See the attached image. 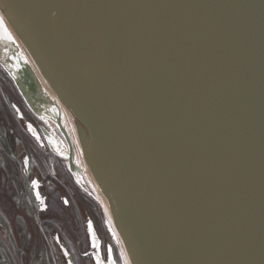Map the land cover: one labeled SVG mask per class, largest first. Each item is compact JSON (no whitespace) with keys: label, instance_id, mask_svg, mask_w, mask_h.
<instances>
[{"label":"water","instance_id":"95a60500","mask_svg":"<svg viewBox=\"0 0 264 264\" xmlns=\"http://www.w3.org/2000/svg\"><path fill=\"white\" fill-rule=\"evenodd\" d=\"M0 4L57 77L82 170L135 264H264V0ZM9 47L63 116L34 53L4 22L0 49Z\"/></svg>","mask_w":264,"mask_h":264},{"label":"rangeland","instance_id":"374dc122","mask_svg":"<svg viewBox=\"0 0 264 264\" xmlns=\"http://www.w3.org/2000/svg\"><path fill=\"white\" fill-rule=\"evenodd\" d=\"M0 72L3 71L0 69ZM5 77L8 78L7 73H5ZM4 84L10 85L9 83ZM5 91L10 92L9 89ZM3 93L4 90L0 86V109H2L0 131L8 140L13 152H19L21 147L31 151L30 146L23 140L24 137L27 139L26 128H23L22 124L12 115L7 104L3 103L1 97ZM27 115L30 119L28 127L34 125L38 129L39 122L31 120L29 112ZM19 138L24 142L22 144L26 145L19 146L20 144L16 141ZM0 164H2L0 172L3 174H0V221L2 222L0 253L4 258L3 261L0 260V264H22L25 262L26 264H46L48 261L51 262L50 264H53V261L56 264L59 251L50 247L53 244L51 242L52 236H54L53 232H60L65 239L58 225L63 227L73 242L78 240V248L83 253L85 264H123L119 247L102 217L96 198L79 186L80 184L71 177L58 157L52 156L51 160L44 157L43 162L35 160L39 180L47 181V184L43 182L46 186L44 189H55L56 192L62 194L60 195V205L56 209L53 207L50 216H47L46 220L44 217H40L45 221L46 226L41 224L39 227L35 226V221L40 214L37 216V209L31 203L23 187L22 168L19 163L8 158L1 140ZM79 175L84 182L83 175L80 173ZM61 180L64 185L61 184ZM11 181H14L13 190L17 192V196L12 200L8 194ZM68 188L75 191L73 196L69 193ZM41 201L43 199L40 196V203ZM65 201L68 202L66 206ZM85 211L87 212L86 217ZM22 223L26 226L25 228L22 227ZM89 225H91V230H89ZM50 230L51 234L49 235Z\"/></svg>","mask_w":264,"mask_h":264},{"label":"bare ground","instance_id":"6f19581e","mask_svg":"<svg viewBox=\"0 0 264 264\" xmlns=\"http://www.w3.org/2000/svg\"><path fill=\"white\" fill-rule=\"evenodd\" d=\"M0 17L4 18V22L14 31L15 34H17L25 42V44L32 50L35 57L37 58L39 63L40 74L46 79V81L53 88V90L57 95L58 108H60L63 112V120L66 125L65 129L69 135L70 143L73 148L75 163L80 167L83 178L85 179V183L88 185L89 189L93 192V195L95 196L98 202L101 212L103 213L102 217L104 221L109 224L108 226L111 232V236H113L119 247V253L123 261V264H135L132 255L130 253V250L120 230L118 229L117 223L113 215L111 214L101 191L99 190L97 184L92 179V177L82 170L83 168L82 156L72 132V116L68 104L66 102L65 96L63 94V91L57 80V77L55 76L52 68L50 67L49 63L47 62L46 58L44 57L43 53L41 52L37 44L32 40L31 36L28 35L29 33L24 28H22L23 26L19 22L17 23L15 17L9 14V12L6 9H4V7L1 4H0ZM20 31L23 32L20 33ZM28 42L31 43L28 45ZM48 72H51L52 74L50 73L47 75ZM55 83H57L58 85L57 89L56 86L54 85Z\"/></svg>","mask_w":264,"mask_h":264},{"label":"flooded vegetation","instance_id":"af4514ba","mask_svg":"<svg viewBox=\"0 0 264 264\" xmlns=\"http://www.w3.org/2000/svg\"><path fill=\"white\" fill-rule=\"evenodd\" d=\"M19 64H22L20 60L17 61L16 65H19ZM17 74H19L18 80H15V78L13 79L12 77L13 79V82L11 83L12 85L4 84V83H9L7 81H4L2 82L1 88L3 90H7V89L10 90L12 99L14 101V105L13 103L11 104L12 105L11 109L14 113L15 118L22 124L23 128L26 126L25 131L27 135V142L31 148V152L21 149L22 151L21 152L19 151L20 153H18V156L17 158H15V160L21 161V162L27 161L30 164H32V160L33 162H35V160H39V158L43 157L42 155L37 154L40 150H44L48 152L49 142L46 145L47 149L44 147H40V146H43V144L39 142V140L37 139L38 132L36 131V135H35L30 129L27 128L28 120L25 117L28 116L27 112H29L30 114H33L31 109L35 108V104L38 107V101H39L40 94L35 91V86H34V82L32 79V75L29 72H27L24 68H21L18 70ZM6 86H8L9 88H7ZM5 98L8 99V96L6 94H5ZM39 132L42 134L43 138H46L45 131L43 129L40 128ZM21 144L22 143L20 141V145ZM32 173H35V172L32 171ZM73 246L75 247V250H74L75 254H73V251H72ZM63 248H65L66 251L71 255L72 264H82L83 263L82 262L83 254L80 253L78 255V252H79L78 241L72 242L70 245L63 243L62 245H60V252H63ZM57 259H58V262L56 264H68L66 256H64L63 258L58 255ZM47 263L50 264L51 262L48 261ZM53 264H55L54 261H53Z\"/></svg>","mask_w":264,"mask_h":264},{"label":"snow or ice","instance_id":"6c2138e0","mask_svg":"<svg viewBox=\"0 0 264 264\" xmlns=\"http://www.w3.org/2000/svg\"><path fill=\"white\" fill-rule=\"evenodd\" d=\"M4 26V18L3 17H0V28H3ZM36 182L33 181V186H35ZM39 196L37 195V200H39ZM41 203H43V201H41ZM68 202L65 201V204H67ZM89 230H91V225H89Z\"/></svg>","mask_w":264,"mask_h":264}]
</instances>
